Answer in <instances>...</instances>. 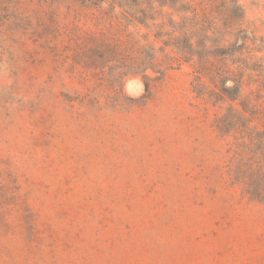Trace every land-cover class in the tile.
I'll use <instances>...</instances> for the list:
<instances>
[{
	"label": "rangeland",
	"instance_id": "obj_1",
	"mask_svg": "<svg viewBox=\"0 0 264 264\" xmlns=\"http://www.w3.org/2000/svg\"><path fill=\"white\" fill-rule=\"evenodd\" d=\"M29 7L27 37L0 29V264H264V202L229 184L191 68L123 76L121 9Z\"/></svg>",
	"mask_w": 264,
	"mask_h": 264
},
{
	"label": "trees",
	"instance_id": "obj_2",
	"mask_svg": "<svg viewBox=\"0 0 264 264\" xmlns=\"http://www.w3.org/2000/svg\"><path fill=\"white\" fill-rule=\"evenodd\" d=\"M95 1L77 0L121 9L133 29L126 31L132 53L110 60L121 75H162L160 55L168 67L191 68L195 99L206 114L213 112L211 126L224 143L229 184L241 187L251 200L264 202V0H255L261 7V27L246 19L247 0ZM29 3L0 0V29L17 39L27 37L32 32ZM104 58L111 57H92L85 67H103Z\"/></svg>",
	"mask_w": 264,
	"mask_h": 264
}]
</instances>
